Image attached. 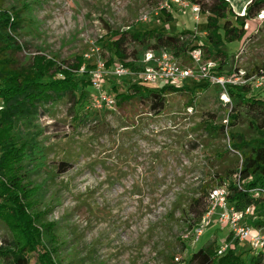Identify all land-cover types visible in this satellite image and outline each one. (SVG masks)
Returning <instances> with one entry per match:
<instances>
[{
	"label": "rangeland",
	"instance_id": "obj_1",
	"mask_svg": "<svg viewBox=\"0 0 264 264\" xmlns=\"http://www.w3.org/2000/svg\"><path fill=\"white\" fill-rule=\"evenodd\" d=\"M249 1L229 3L240 16ZM7 5L22 10L25 20L18 39L23 50L18 57L27 63L40 51L61 59L85 55L92 43L107 61L114 32L126 29L193 31L196 43L207 42L206 15L200 13L196 20L178 0H7ZM167 13L173 19L167 20ZM249 24L247 31L259 29L254 37L245 43L244 39L226 42L220 49L226 54V74L241 49L238 65L245 70L264 62V23ZM179 60L192 65L188 56ZM205 60L215 59L207 55ZM130 80L107 75L103 87L117 96L111 85L120 84V91H127ZM180 84L195 92H169L161 115L151 114L136 101L119 105L118 98L115 110L98 106L89 86L76 106L64 98L46 105V112L33 120L44 158L39 167H30V186L40 187L41 220L54 224L57 237L55 251L46 245L40 250L50 251L57 264H171V254L176 264H186L192 252L208 243L218 249L237 245L244 260L260 250L252 247L250 238L234 239L229 227L217 220L190 227L185 209L202 184L208 154L206 147L191 144L201 133L192 128L211 115L225 123L231 106L225 105L216 85L192 79ZM162 86V82L150 84L155 90ZM253 94L264 97V90ZM190 97L194 106H186ZM223 144V149L228 148L226 139ZM60 161L70 162L71 168L61 173ZM255 216L253 210L249 221ZM198 226L204 232L196 241ZM15 235L0 219V243L3 237ZM30 264H42L38 252L30 254Z\"/></svg>",
	"mask_w": 264,
	"mask_h": 264
},
{
	"label": "trees",
	"instance_id": "obj_2",
	"mask_svg": "<svg viewBox=\"0 0 264 264\" xmlns=\"http://www.w3.org/2000/svg\"><path fill=\"white\" fill-rule=\"evenodd\" d=\"M190 2L198 4L201 13L206 15L207 42L196 43L197 35L193 31L120 30L114 32L110 41V57L104 55L107 66L119 61L134 71H140L146 66L144 59L149 51L157 54L168 51L178 60L188 56L192 64L191 51L200 49L204 59L210 55L217 61L222 56L217 71L219 75L226 74V54L220 50L221 47L235 40L244 39L245 43L258 33L247 29L252 21L258 22L255 19L264 10V0H251L244 16L235 15L229 0ZM171 19L173 16L167 13V20ZM24 20L22 10L8 6L7 0H0V219L17 234L12 239L3 237L0 262L30 264V254L38 252L42 264H57L50 251L40 250L41 245H46L55 251L57 237L54 224L41 220L40 187L30 186V167H39L44 158L32 124L39 114L46 112L48 104L64 98L72 106L82 101L87 88L92 85L88 75L79 71L83 65L92 67V63L84 55L61 59L44 51L34 55L28 63L20 60L18 55L23 46L18 38ZM261 70H264V62L256 63L252 70L246 71L253 74ZM203 82V85L210 84ZM119 87L117 83L111 85V89L117 91L119 105L136 101L154 115H161L166 109L169 92H195L185 84L163 83L160 90H155L150 84L131 80L126 85L127 91H120ZM253 91L249 85H228L232 102L227 112L228 123H222L211 115L192 128L201 133L195 139L196 143L191 144L194 148L206 147L208 154H205L207 169L202 184L185 209L190 227L206 215L211 190L227 185L229 203L240 211L252 207L256 216L249 221L248 215L245 222L264 231V97L253 94ZM186 106H194L193 97ZM226 133L229 144L223 149ZM31 161L34 164L29 165ZM70 168L68 161H60L57 165L61 173ZM183 247L187 248L185 243ZM175 258V254L170 255L171 264H176ZM186 264H264V248L244 260L237 251V245H229L225 252L219 254L218 246L214 248L212 243H208L192 252Z\"/></svg>",
	"mask_w": 264,
	"mask_h": 264
},
{
	"label": "built area",
	"instance_id": "obj_3",
	"mask_svg": "<svg viewBox=\"0 0 264 264\" xmlns=\"http://www.w3.org/2000/svg\"><path fill=\"white\" fill-rule=\"evenodd\" d=\"M178 1L184 8H190L195 15V19L199 20L201 8L198 4L186 3L184 0ZM250 2L251 0L248 4ZM245 9L246 7L239 13L240 16L245 15ZM144 20H147V15H145ZM255 20L264 23V10L257 15ZM243 52V49H241L236 54V64L229 74L219 75L217 61H206L200 49L191 51V66L183 64L168 51H163L159 54L149 51L145 54V68L140 71H134L119 61L112 64L111 68H109L106 60L102 57L100 47L92 43L90 51L84 55L87 60L91 61L92 67L87 68L83 65L79 72L88 75L91 85L95 90L94 102L98 106H106L112 110H115L117 100L116 96L112 93H107L103 87L107 75H111L115 80L129 77L132 82L147 84L162 82L180 85L181 81L185 79L208 81L210 84L216 85L221 89L225 105L232 107L231 98L228 94V85H249L253 90H264V70H261L259 73L248 74L242 66L238 65L242 59ZM225 123H228V118H226ZM226 136L227 143L229 144L228 133H226ZM228 194L227 185L217 186L211 190L209 208L203 218L204 224L208 225L212 220H217L219 223L229 227L234 239L241 242L250 238L253 248L263 249L264 231L258 229V232L254 233V228L245 222L247 216L253 214V208L249 207L245 211L235 209L228 201ZM203 232L204 227L202 226H198L194 230L196 241L202 236ZM228 247L229 244L221 246L218 249V253L222 254Z\"/></svg>",
	"mask_w": 264,
	"mask_h": 264
},
{
	"label": "crops",
	"instance_id": "obj_4",
	"mask_svg": "<svg viewBox=\"0 0 264 264\" xmlns=\"http://www.w3.org/2000/svg\"><path fill=\"white\" fill-rule=\"evenodd\" d=\"M214 221H216V220H214Z\"/></svg>",
	"mask_w": 264,
	"mask_h": 264
}]
</instances>
